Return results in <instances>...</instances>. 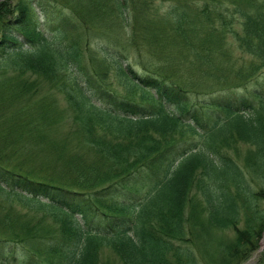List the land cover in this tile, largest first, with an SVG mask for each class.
I'll use <instances>...</instances> for the list:
<instances>
[{
  "label": "trees",
  "instance_id": "trees-1",
  "mask_svg": "<svg viewBox=\"0 0 264 264\" xmlns=\"http://www.w3.org/2000/svg\"><path fill=\"white\" fill-rule=\"evenodd\" d=\"M151 1L16 0L8 19V0L0 4V264H102L104 244L122 264H246L260 250L264 77L247 85L264 69V0L232 10L242 19L238 48L254 62L219 94L212 53L226 30L209 3L200 15L178 14L179 43L197 52L212 87L206 99L173 65ZM141 43L161 50L164 67L134 69ZM42 78L74 113L71 145L58 138L63 112ZM237 143L253 147L243 166L229 153ZM16 204L45 227L19 230ZM256 260L264 264V250Z\"/></svg>",
  "mask_w": 264,
  "mask_h": 264
},
{
  "label": "rangeland",
  "instance_id": "rangeland-1",
  "mask_svg": "<svg viewBox=\"0 0 264 264\" xmlns=\"http://www.w3.org/2000/svg\"><path fill=\"white\" fill-rule=\"evenodd\" d=\"M5 0H0V4L4 2ZM16 3V0H8V12H5V18H11L13 16V10H14V4ZM190 5H189V4ZM206 3L211 4L213 11L215 12V18L213 20V23L219 29L226 30L225 33V42L223 46L218 47L215 49V51L212 53L214 60H215V66L217 69H221V75L222 79L217 81L218 83L214 85V88L217 89L216 94H219L223 91V89L231 84L237 81V78L239 79L241 75H245L246 71L249 69V67L254 62V59L242 52L236 43V33L241 32V25L238 24L239 20H242L240 16H236L235 20L232 18V10L237 6L238 0H215V2H212L211 0H152L150 3L149 11L155 15V18L159 20H164L163 30L160 33V38L164 39L167 38L170 41V45L168 48V51L170 55L175 59L174 64H178V71L183 74V79L189 81V88L194 89L196 94L191 93L192 96L199 97L200 99H206L211 94H208L212 92V87L207 86L208 82L203 81L199 77L200 69L195 64L199 58L197 52L192 49V46L185 47L183 44L179 43L178 36L174 32V26L177 22V17L179 13L187 12L188 15H200L203 12L204 5ZM222 16V17H221ZM221 17V18H220ZM110 20V19H109ZM191 20V18H190ZM104 21H108V19H104ZM107 25V30L110 33H113L114 31L110 28V23L105 22ZM225 24V26H224ZM185 27H189L190 25L184 24ZM224 26V27H223ZM194 28V31L197 32L200 36H205L207 33L201 30H197L199 25L193 24L191 28ZM191 31V29H190ZM130 34H133V31L131 28L127 27L124 30L121 31L122 39H125ZM191 39H194L193 42H195V34L189 35ZM140 52L133 51L131 54H137V61L133 62V67L136 71L144 72L143 70L147 67V62L149 61H155L157 63V60L160 57L158 47L141 43L140 44ZM141 59H140V58ZM168 63H172L170 59H166ZM154 63V62H152ZM169 63V64H170ZM145 64V66H144ZM171 65V64H170ZM157 68L164 67L163 63H157ZM172 70V68L170 69ZM223 72L227 73L226 79H224ZM66 76L67 78V85L70 86V84L73 82V77L75 76V72L73 69L66 70ZM218 73V72H217ZM225 73V74H226ZM10 75L13 74L11 71L9 73ZM179 74V73H178ZM73 76V77H72ZM27 77H29L30 80H35L36 77L34 75L27 74ZM264 77V69L259 70L257 72V75L253 78L252 82L247 85L248 88L253 89L255 88L256 82L254 79H261ZM203 78V77H202ZM41 82H44L41 86V91L44 90L45 93H49L57 102L58 108L60 111L63 112V118L64 120L57 125V130L59 131L60 135L58 138L64 139L65 137H68V143L69 145L72 144V140L70 141L71 135L75 131V125L73 123L74 113L69 109L68 102L66 100V97L64 94L59 93L55 89H52L44 78L40 79ZM111 80L113 82V86L118 90L119 93H124V89L121 85L118 84L116 80H114L111 77ZM255 83V84H253ZM196 85H200V88H197ZM240 85H238L239 87ZM236 149H233V151H229L232 157H234L237 162L243 166L244 162V156L247 154L249 150H251L253 147L244 144V143H237ZM199 199V198H197ZM7 202L1 201V208H6ZM17 208L20 210V215L18 218L22 221V227L19 228V230L23 231L26 228H28V221L36 224L38 226L45 227V224L42 221H38V218L41 217L40 213L34 211H28L26 209H23L19 207L16 204ZM227 234V233H226ZM234 232H230V236H233ZM260 250H257L253 253L252 257L248 260L246 264H256L257 257L260 255L261 251L264 250V234L260 241ZM101 252V258H102V264H122L116 253L114 252V248L112 244H104L101 246L100 249Z\"/></svg>",
  "mask_w": 264,
  "mask_h": 264
}]
</instances>
